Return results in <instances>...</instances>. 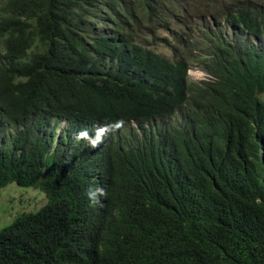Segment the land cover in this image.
Here are the masks:
<instances>
[{
  "label": "trees",
  "instance_id": "1",
  "mask_svg": "<svg viewBox=\"0 0 264 264\" xmlns=\"http://www.w3.org/2000/svg\"><path fill=\"white\" fill-rule=\"evenodd\" d=\"M207 16L264 35V0H0V127L16 128L10 146L0 134V189H44L80 220L66 235L21 215L0 229V264H264V37L226 61L204 43L210 78L191 84L185 62L144 47L169 42L159 30L182 42ZM163 69L178 74L172 90L146 75ZM136 116L186 132L172 147L155 124L139 146L70 138Z\"/></svg>",
  "mask_w": 264,
  "mask_h": 264
},
{
  "label": "clouds",
  "instance_id": "2",
  "mask_svg": "<svg viewBox=\"0 0 264 264\" xmlns=\"http://www.w3.org/2000/svg\"><path fill=\"white\" fill-rule=\"evenodd\" d=\"M214 23H216V30H212L211 32L208 28H210ZM192 31V34L190 32H187L184 36V40L182 42H179L169 36L166 31L159 30L157 34L160 37H167L169 42H157L154 43V45L149 46L143 44L145 48H153V46L155 48V46L161 45L160 48H162L163 50L159 51V48L156 51V48H153L154 52L164 57L171 63H176L178 61L185 62L186 74L184 77V81L188 84L194 82L200 83V81L207 80L208 78H210V75L202 66L204 60L209 58V52L199 50L200 47H203L204 43H209L211 46L216 45L215 49L218 51V53H220L223 60L226 61L229 52L231 53V57L239 56L240 50L245 45L244 42L252 40L260 41L264 37L263 34L258 36L254 35V32L256 31L248 30L244 23L233 24L232 22L226 20L223 16H221L220 18H211L207 16L206 21L198 20L194 24V26H192ZM194 45L198 46L196 50L193 49ZM231 57H229V59ZM146 72V75L150 77L153 82L157 81L160 83V86L163 87L164 91L172 90L175 87V84L177 83L176 76L178 74L173 73L172 71L163 69V72H150L148 70H146ZM193 72L201 73V76H196V74H194ZM169 121L174 122L175 120L174 118H172V120L152 118L151 121L148 122L143 120L142 117L136 116L134 118L128 119V121L124 123L122 127H118V125L112 123L111 121L98 122L92 124L87 128L84 127V125L74 127L71 131L70 138L82 147L89 148L90 146H94L95 149H99L105 144V141L107 146L109 142V137L111 135L122 134L131 146H139L146 139L145 128L151 126L153 127V125L155 124L160 127V132L158 133V135L155 136V139L160 140L162 142H166L172 147L171 141L176 136L185 133L186 128L172 127L169 124ZM65 128H69L68 119L62 118L56 130V133ZM15 132L16 128L14 126L8 125L5 127H0V134L6 135V138L3 140L4 146L11 145L12 137ZM67 143L68 141L66 140V138L57 147H55L56 143H53V148L50 150L49 154L53 153L55 150L61 151L62 147ZM122 154L123 150L121 152L116 153V155L120 158L122 157ZM190 173L191 171L189 163H187L185 160L182 170L180 171V176L184 179V181H186ZM23 186L34 187L41 190L42 192H44L47 198V202L38 211L24 212L18 217H20L21 215H27L26 217L28 218L40 220L41 222H44L46 224L54 223L57 230L66 235H72L77 231L80 225V220L78 219V217L71 214L58 215L56 212H53L50 209L52 201L46 190H42L32 185ZM95 191L100 195L103 194V190L101 187H96ZM94 199V207L98 211H102L104 209L105 204L103 198L95 197ZM43 202L44 198L42 203ZM7 255L8 253L3 255L4 259L7 258Z\"/></svg>",
  "mask_w": 264,
  "mask_h": 264
},
{
  "label": "rangeland",
  "instance_id": "3",
  "mask_svg": "<svg viewBox=\"0 0 264 264\" xmlns=\"http://www.w3.org/2000/svg\"><path fill=\"white\" fill-rule=\"evenodd\" d=\"M208 29L211 32L216 30V23ZM160 47L161 45L155 46L156 51ZM162 50V48L159 49V51ZM193 73L196 76H201V73ZM43 198L44 202L42 203ZM46 202L47 198L41 190L34 187L20 186L14 182L8 183L0 189V229L12 223L16 217L24 212L38 211Z\"/></svg>",
  "mask_w": 264,
  "mask_h": 264
}]
</instances>
